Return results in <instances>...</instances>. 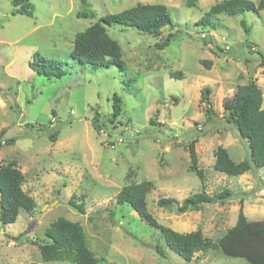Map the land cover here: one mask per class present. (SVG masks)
I'll return each mask as SVG.
<instances>
[{
  "label": "rangeland",
  "instance_id": "374dc122",
  "mask_svg": "<svg viewBox=\"0 0 264 264\" xmlns=\"http://www.w3.org/2000/svg\"><path fill=\"white\" fill-rule=\"evenodd\" d=\"M218 1L88 0L95 17L77 18L80 0H32V17L12 15V0H0V160H16L23 190L37 206L34 213L21 211L12 224L0 223V264H42L44 233L61 217L81 224L89 249L106 264H251L219 248L184 261L158 229L116 201L125 185L151 182L147 209L159 224L181 233L200 231L214 242L235 224L241 206L248 220H264V168L237 177L213 170L218 146L235 162L248 155L246 142L223 119L224 100L232 103L237 85L255 80L264 107V9L218 15L214 30L197 26ZM139 3L166 6L172 25L160 37L106 26L121 47L124 71L93 69L70 56L77 33ZM168 33L169 45L158 48ZM38 57L61 63L64 75L36 74L29 62ZM173 72L182 78L171 77ZM205 87L211 90L210 118L200 101ZM113 94L122 99V112L112 123ZM95 117L104 130L92 124ZM193 139L204 180L189 170L186 146ZM224 190L232 195L199 210L157 206L159 198L181 202L201 191L213 196ZM70 199L83 204L84 213Z\"/></svg>",
  "mask_w": 264,
  "mask_h": 264
},
{
  "label": "trees",
  "instance_id": "16d2710c",
  "mask_svg": "<svg viewBox=\"0 0 264 264\" xmlns=\"http://www.w3.org/2000/svg\"><path fill=\"white\" fill-rule=\"evenodd\" d=\"M32 0H12L14 7L12 15H25L32 17ZM84 5L76 13L77 18H94L95 13L90 9L88 0H80ZM264 9V0L257 4L249 0H221L216 2L196 22L201 28L215 29L213 19L218 15L236 16L244 12H258ZM121 25L132 27L137 31L155 37H160L162 30L171 27L172 21L166 6L161 4H137L116 14H107L100 17L84 31L75 35L70 56L79 64L93 69L109 68L116 66L120 71L125 70L122 60L121 47L112 39L106 26ZM246 33L248 28L245 22H240ZM172 33L156 46L160 49L167 47L172 39ZM209 66V62H203ZM29 67L38 75L61 78L64 71L61 63L38 57L29 62ZM173 78H182L180 72L170 73ZM210 89L201 90L200 101L206 103L205 114L212 116L209 105ZM222 107L226 111L223 119L232 125L239 137L246 142L247 157L235 162L228 151L218 146L214 152L213 170L227 176H241L245 173L264 168V107L263 92L255 80L236 87L232 103L224 100ZM122 112V99L113 94L111 97V113L109 120L113 123ZM153 123V120H150ZM92 124L98 131L104 127L95 117ZM4 130L0 131V144ZM52 138V137H51ZM54 140V139H53ZM197 139H193L186 146L190 158L189 170L194 172L200 180H204L203 170L198 167V157L195 150ZM25 177L17 167L16 160L4 164L0 160V223L9 225L16 221L21 211L34 213L36 203L34 199L23 190ZM153 188L148 181L132 182L125 185L116 195L119 204L127 203L137 213L141 220L158 229L167 247L182 258L190 261L196 253L206 252L209 249L219 248L223 254L230 257L245 259L251 264H264V220L251 221L245 216L242 206L237 215L235 224L216 242L203 236L200 231L181 233L170 227L159 224L147 209L146 196ZM229 190L210 196L204 191L191 194L178 202L174 198H159L157 206L160 208L174 209L178 213L199 210L204 205L222 201L231 196ZM68 204L84 213L83 204H78L70 199ZM47 242L39 247L41 262H68L70 264H106V261L95 256L87 245V238L79 222H72L63 217L57 218L45 231ZM38 264V263H33Z\"/></svg>",
  "mask_w": 264,
  "mask_h": 264
},
{
  "label": "water",
  "instance_id": "95a60500",
  "mask_svg": "<svg viewBox=\"0 0 264 264\" xmlns=\"http://www.w3.org/2000/svg\"><path fill=\"white\" fill-rule=\"evenodd\" d=\"M6 100H7L10 104H13V101H12V99L10 98L9 95H6Z\"/></svg>",
  "mask_w": 264,
  "mask_h": 264
}]
</instances>
